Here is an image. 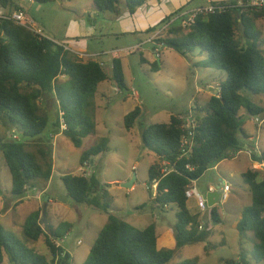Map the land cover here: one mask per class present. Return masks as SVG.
<instances>
[{"label":"trees","instance_id":"obj_1","mask_svg":"<svg viewBox=\"0 0 264 264\" xmlns=\"http://www.w3.org/2000/svg\"><path fill=\"white\" fill-rule=\"evenodd\" d=\"M146 1L93 0V4L99 12L118 15L123 5L134 13ZM9 2L13 4L11 0H0L4 7ZM15 8L19 10L16 5ZM175 14L166 17L162 23ZM260 18H264L261 11L240 13L238 8H228L197 16L187 29L180 22L172 21L156 38L163 47L172 48L186 57L200 49V53L207 55L204 67L226 71L218 93L210 96L205 106L196 108L194 145L188 155L182 154L181 140L188 132L184 124L189 111L172 114L168 122L141 123L143 146L160 160L149 167L147 185L151 195L152 185L157 181L156 194L151 201L160 213L173 205L176 207L175 243L170 247L160 245L154 222L139 228L110 212L109 193L95 172L91 176L65 173L61 178L70 198L109 212L108 221L82 264H169L177 250L208 240L212 224L202 222L198 214L189 210L185 190L210 166L243 148L239 138V133L244 132L242 109L248 116H264V104L249 96L264 95V51L254 32ZM241 24L244 32L240 29ZM243 38L247 40L244 42ZM160 67L161 61L151 62L152 70L158 71ZM105 80L112 81L118 90L128 88L120 58L112 59L111 72H108L100 61H84L82 56L72 54L54 39L0 16V128L6 131L0 134V151L10 174L13 195L22 198L26 186H34L38 178L48 181L52 174L49 137H42L49 122L42 101L55 96L67 126L65 130L61 129L58 111L51 137L62 132L74 145L81 146L83 139L96 130V122L87 113V108L91 106L90 99L98 85ZM140 114L141 109L136 106L125 115V126L133 127ZM14 128L20 130V137H14ZM34 142H45L47 149L32 150L30 146ZM109 149V139L102 137L97 144L83 151L81 163ZM254 158L264 161V150L260 157ZM241 175L251 191V203L243 209L237 228L241 244L247 238L253 239V250L249 256L242 250L238 261L229 259L227 262L264 263V176L260 178V170L249 168ZM47 204L48 201L44 202L40 209L27 216L23 240L0 223V264H4L5 257L14 264H71L70 253L61 246L56 247L54 241L63 238L72 223L62 221L56 226L51 225L43 213L45 209L46 215ZM218 216L216 206H213L211 219L218 221ZM247 232L253 236H248ZM42 236L49 255L26 244ZM198 261L195 256L178 264H198Z\"/></svg>","mask_w":264,"mask_h":264},{"label":"rangeland","instance_id":"obj_2","mask_svg":"<svg viewBox=\"0 0 264 264\" xmlns=\"http://www.w3.org/2000/svg\"><path fill=\"white\" fill-rule=\"evenodd\" d=\"M11 1H13L14 6L16 4L24 5L25 10L31 15H29L31 18L33 17L35 22L34 30L51 38L59 37L50 32L47 27L45 28L42 22L45 20L54 28H59L60 21L63 20L64 22L66 16L70 15L72 11L70 7L73 3L62 0ZM197 2H202V0H197ZM11 4L9 2L7 7L11 8ZM103 13L110 15L111 12ZM102 25L106 30L114 24L104 19ZM256 29L257 31L254 30V32L257 34L259 46L264 51V18L257 20ZM246 40L247 38H243L244 42ZM61 43L66 46V42L61 41ZM199 51L200 49H196L191 53L190 58L183 64L178 61L177 56L173 55V53L179 54L169 47H161V58L156 56L153 49L151 51L144 50L142 53H145L144 55L149 59L147 62L140 60V49L128 53L129 64L125 67V79L128 88L118 90L115 85V87H110V84L107 83L108 80H105L97 88L95 95L90 99L91 106L87 108V113L96 122V130L83 139L81 146L74 145L63 133L51 137L50 134L58 117V104L55 96L42 101L49 120L42 137H49L47 144L53 153L54 164V179L50 183L49 189L44 192L42 200L47 202L46 197L49 196L54 200L52 203L48 202L46 209V218L51 225L56 226L62 221L72 223V227L66 235L58 239L59 243L69 250L71 264H82L86 260L99 231L106 224L107 217L106 211L85 202H77L72 198L67 201L58 200L57 196L66 195V188L61 176L65 173L81 175L79 166L81 165L83 151L97 144L102 137L109 139L110 149L96 155V157L94 156L95 174L101 185L106 187L109 193V211L122 219L130 216L135 217L136 221L130 222L139 228H144L154 222L161 245L164 247L174 245V235L162 233L167 229L174 231V225L177 221L176 207L173 205L169 209L158 213L151 201L147 185L149 167L153 162H160V160L153 151L143 146L141 123L148 125L155 122H168L171 116L170 113H186L192 107L205 106L209 99L208 93L217 94L220 82L226 78V71L220 68L204 67L203 64L207 61V55L205 52L199 54ZM105 59H109L106 68L108 72H111L112 59L110 55ZM153 61H162L158 71L152 70L151 62ZM209 83L213 84V89H210ZM132 89L140 94V99L138 98L137 101L133 96ZM102 90H105L103 97L100 96ZM249 96L257 103L264 104V95L250 94ZM136 106L140 107L141 114L135 121L134 126L128 129L125 126L124 117ZM194 111L196 112V110ZM241 112L247 122V131H257L258 127L252 120L255 116H248L244 109ZM258 117L262 119L259 130L264 134V116L260 115ZM1 132L5 134L6 131L4 128H0V134ZM14 133L18 137L21 135L18 128H14ZM30 148L32 150L38 148L46 150L47 146L45 142H34ZM251 163L252 161L248 160L247 154L242 152L237 158L223 159L216 168H214V165L210 166L196 180V187L202 195L205 194L209 185L217 186L224 179L230 182L232 191L226 201H219L214 205L219 215L218 223H214L211 219L212 207L208 206L206 210L201 211L195 198H189L190 211L198 213L202 222H211V234L205 242L189 244L177 250L169 264H178L195 256L199 258L198 264H232L227 261L229 259L238 261L242 250L247 256L250 255V250H253V239L247 238L241 244L242 240L237 224L243 209L251 203V191L241 175L249 168L248 166ZM128 174H131L130 179L134 174L136 175L135 184L131 188L122 186V183L125 182L122 180ZM263 176L264 170L261 171L260 178ZM43 180L41 178L36 179V190H31L29 193H41L43 186L40 184ZM152 191L154 193L155 189H152ZM0 195L6 197V210L0 214V223L7 231L23 240V224L27 216L37 208L38 200L30 196L17 206L10 205V199L16 201L19 197L11 192L10 174L1 151ZM15 211L18 213L19 219L16 214L12 217ZM11 217L13 221H19L13 223ZM247 235L253 236L251 232H247ZM26 244L33 246L41 253L49 255L44 236L37 241L26 242ZM207 245L208 248H206ZM5 258L7 261V257Z\"/></svg>","mask_w":264,"mask_h":264},{"label":"crops","instance_id":"obj_3","mask_svg":"<svg viewBox=\"0 0 264 264\" xmlns=\"http://www.w3.org/2000/svg\"><path fill=\"white\" fill-rule=\"evenodd\" d=\"M216 1H223V0H202V2H197V0H147L144 4L139 6L134 13H130L128 8L126 6H122V10L120 14L114 15V14H107L103 12H99L96 10L93 0H70L69 2H73L71 4V13L70 15L66 16V19L60 21L59 28H54L52 25H50L47 21H43V25H45V28L47 27L50 32H53L55 35H57L59 38H51L55 39L57 41H64L66 42V45L68 47V51L71 52L74 55L82 56V59L84 61H87L89 59L98 60L101 62H104L105 65L108 62L109 59H105L107 57L113 59V58H120L123 63L124 71L125 67L129 64V57L128 53L140 49V60L143 62V58L148 61L149 59L144 55L145 53H142L144 50L151 51L153 48V37L158 33L159 35L162 32L163 24L162 21L168 17L171 14L177 13V11H181L183 13H187L195 8L202 7L208 5L210 2H216ZM232 1V0H227ZM124 2V0H122ZM16 6L19 7V10L25 11L27 14L28 12L25 10L26 7L21 4H16ZM14 10H16L14 4H11V8H8L7 6H0V14H11ZM30 15V14H28ZM176 15V14H175ZM31 16V15H30ZM175 17L172 16L171 19ZM33 18V17H32ZM63 19V17H62ZM104 19L109 20L110 22H113V26L109 29H104L103 22ZM177 22H180L179 19L176 20ZM48 37V36H47ZM111 38V40H110ZM171 50H174L170 48ZM175 51V50H174ZM177 52V51H175ZM194 52V51H193ZM191 52V53H193ZM189 53L188 57L181 55L177 52L176 55L173 53L174 56L178 57V61L183 64L186 60L190 58ZM199 54H202L199 52ZM162 56V54H161ZM160 56V58H161ZM162 65V61H161ZM105 81L101 82L99 86H101ZM110 84V87H115L113 82L108 80L107 82ZM210 89H213V84L209 83ZM128 87V86H127ZM136 90L132 89L133 96L135 100L140 99V94L135 92ZM218 93V92H217ZM209 97L212 96V93H208ZM105 95V90L101 91L100 96ZM128 98V95H127ZM196 110L197 106L192 107ZM181 112L177 113H170L172 114H180ZM242 113V112H241ZM182 114V113H181ZM253 120V119H252ZM259 126L257 125V131L255 132H248L247 131V122L245 121L243 124L244 132L239 133L240 143L241 147H246L248 145H252V140L257 138L258 147L261 151L264 150V134H262L259 130ZM53 131V130H52ZM62 134V132H59L55 134V136ZM263 136H262V135ZM17 136V135H16ZM18 137V136H17ZM41 138V137H40ZM42 139V138H41ZM44 139V138H43ZM46 152V151H45ZM240 155V154H239ZM238 155V156H239ZM248 156V160L252 161L251 164H249V169H257L260 171H263L264 168L259 165V161L255 160L253 157ZM96 157V156H95ZM92 159V164L95 172V162L94 158ZM233 159V158H232ZM52 160H53V153H52ZM223 160V159H222ZM221 160V161H222ZM219 161L214 165V168L217 167L218 164L221 163ZM261 168H259L258 166ZM54 164H53V170L51 177L48 181L43 180V182L40 184L43 186L42 192L35 194V193H29L31 190H36V184L34 186H29V188L26 190L25 195L22 198H18L16 201H13L10 199L11 204L10 205H19L22 203L23 200L26 198H29L30 196L35 197L38 200V206L35 210L40 209L39 207L43 206V197L44 192L49 189L50 183H52L54 179ZM131 177V174H128L126 178L122 181H128ZM136 181V180H135ZM36 181H34L35 183ZM135 184V182H134ZM134 186V185H133ZM214 185H209L208 189L212 188L214 189ZM207 189V190H208ZM232 191V187L230 189V192ZM155 192V191H154ZM67 195V193L65 192ZM150 197H154V193L152 195L150 194ZM6 197L4 195H0V214L5 212V203H6ZM49 203H52L54 200L49 196V199L47 200ZM187 205L190 210L189 206V198L187 200ZM33 210V211H35ZM157 211V209H156ZM111 212V211H110ZM158 212V211H157ZM113 213V212H112ZM159 213V212H158ZM18 216L17 211L14 212L12 217L14 215ZM99 214V213H98ZM97 214V215H98ZM196 214V213H193ZM198 214V213H197ZM109 212H106V217L108 220ZM199 215V214H198ZM13 223H17L19 220H12ZM127 219V220H126ZM129 219V220H128ZM131 219V220H130ZM107 220H105L107 222ZM127 222L131 223L130 221H136L135 217L130 216L129 218H125ZM214 223H218L217 221ZM132 224V223H131ZM149 225V224H148ZM171 233L174 235V231L171 229H167L163 231L162 234L168 235ZM161 245V243L159 242ZM62 246V245H61ZM163 246V245H162ZM63 247V246H62ZM64 248V247H63ZM67 252H69L68 249L64 248ZM8 262V263H6ZM4 264H10V262L5 258Z\"/></svg>","mask_w":264,"mask_h":264},{"label":"built area","instance_id":"obj_4","mask_svg":"<svg viewBox=\"0 0 264 264\" xmlns=\"http://www.w3.org/2000/svg\"><path fill=\"white\" fill-rule=\"evenodd\" d=\"M228 8H238L240 13H244V12H250V11H261L264 13V0H232V1H227V0H223V1H216V2H210L208 5L206 6H202V7H198L195 8L189 12H187L186 14L183 12H179L176 13V15H174L175 17H173L172 19H170L169 21L165 22L163 24V29H165L170 22L175 21L177 19H179L181 25L187 29L189 26H191L192 23H194L195 18L199 15H204V14H209V13H214V12H222ZM1 17H6V18H11L14 21H16L19 24H22L24 26H26L27 28L33 30L36 33H39L43 36H46L36 30H34V20L33 18H31L25 11L23 10H14L11 14H0ZM159 36V34L157 33L154 37H153V50L156 53L157 57L161 56V47H163L162 43L157 42L156 38ZM59 44H62L60 41L54 40ZM63 45V44H62ZM65 47V49L68 50L67 45H63ZM100 63L102 65H105L104 62ZM194 108H191V110L188 112V116H187V121L184 124V127L188 130V132L183 135L182 140H181V151L183 155H188L191 151H192V147L194 145V140H193V128L195 127V114L196 112L194 111ZM59 117H60V121H61V129L65 130L66 129V123L64 122V118H63V112L59 111ZM253 122L256 125H260L262 123V119H260L258 116L253 118ZM14 137H17L16 135ZM252 140V145H248L246 147H243L242 149H239L237 151H235L234 153H230L229 154V158H237L239 154H241L242 152H245L247 155H249L250 157H260L262 154V151L259 149L258 147V142H257V138L255 139H251ZM255 159V158H254ZM257 161H259V165H261V167L264 168V161L257 158L255 159ZM165 163V161H164ZM163 170H166L163 169ZM79 171L80 174L83 176H91L94 173V168H93V164H92V159H87L84 160L83 163H81V165L79 166ZM156 186H157V181L155 180L152 188L155 189L154 192V196L156 194ZM29 186H26V189H28ZM212 189V188H211ZM230 189H231V185L230 182L227 179H224L221 183H220V195H219V199L218 201H226L229 198V193H230ZM222 193V195H221ZM185 194L187 198H195V200L197 201V206L201 209V211L206 210V208L208 207L207 202L204 198V196L200 193V191L197 189L196 187V180H192V183L190 185L187 186L186 190H185ZM202 228V225H200V229ZM56 247H60L61 244L59 243L58 239L54 241ZM62 247V246H61Z\"/></svg>","mask_w":264,"mask_h":264},{"label":"water","instance_id":"obj_5","mask_svg":"<svg viewBox=\"0 0 264 264\" xmlns=\"http://www.w3.org/2000/svg\"><path fill=\"white\" fill-rule=\"evenodd\" d=\"M240 29H241L242 32H244V26L242 24L240 25ZM135 180H136V175L134 174L129 181L123 182L122 186L126 187V188H131V187H133ZM219 195H220V184L215 186L214 189H210L209 188L205 192V194L203 196H204V198H205V200L207 202V205L209 207H213L214 205H216L219 202L218 201ZM69 198H70L69 195H65V196L59 195V196H57V199L60 200V201H67ZM48 199H49V197H46V201ZM43 213H44V216H46L45 215V209H44Z\"/></svg>","mask_w":264,"mask_h":264}]
</instances>
